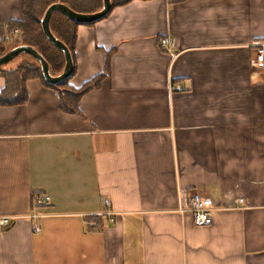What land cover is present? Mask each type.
I'll return each instance as SVG.
<instances>
[{
    "label": "crops",
    "instance_id": "1",
    "mask_svg": "<svg viewBox=\"0 0 264 264\" xmlns=\"http://www.w3.org/2000/svg\"><path fill=\"white\" fill-rule=\"evenodd\" d=\"M22 17L0 0L1 26ZM262 42L264 0H133L80 26L70 85L105 78L81 115L39 79L0 106V264H264ZM193 193L245 205L198 227Z\"/></svg>",
    "mask_w": 264,
    "mask_h": 264
},
{
    "label": "trees",
    "instance_id": "2",
    "mask_svg": "<svg viewBox=\"0 0 264 264\" xmlns=\"http://www.w3.org/2000/svg\"><path fill=\"white\" fill-rule=\"evenodd\" d=\"M131 1L133 0H111V11ZM185 1L187 0H171V3L178 4ZM53 4L65 5L80 14H95L103 8V0H22V20L11 21L7 26L0 25V57L19 46H30L48 63L49 72L53 77L61 75L66 65L64 53L47 40L41 24L46 10ZM95 24H78L58 11L53 12L50 18V29L55 38L61 41L72 55L74 64L72 76L57 85H50L42 77L39 61L28 54H22L29 58L23 59L16 68L4 69L3 66L0 68V77L5 81V86L0 92V106H18L27 103L29 99L27 82L39 79L47 88L59 93L60 109L63 112L81 115L79 109L81 99L91 91L100 88L105 79L104 75L100 74L83 83L80 88L70 85L76 73L75 51L78 28L80 26L92 27ZM15 29L20 30V40L5 42L4 36Z\"/></svg>",
    "mask_w": 264,
    "mask_h": 264
},
{
    "label": "water",
    "instance_id": "3",
    "mask_svg": "<svg viewBox=\"0 0 264 264\" xmlns=\"http://www.w3.org/2000/svg\"><path fill=\"white\" fill-rule=\"evenodd\" d=\"M111 9H112L111 0H103L102 10L95 14L76 13L72 11L71 9H69L67 6L62 5V4H53L46 10L45 15L41 22L42 31L45 37L47 38V40L53 46H55L57 49H59L60 51L64 53L66 65L61 75L53 77L49 72L48 63L35 49H33L30 46H19L11 50L4 56L0 57V68L4 64L14 59L15 57L19 56L20 54H28L39 61L40 66H41L42 77L48 84L57 85L67 80L73 74V70H74L73 59H72V55L70 51L68 50V48L61 41L57 40L51 32L50 18H51L52 13L55 11H58L62 13L66 18H68L69 20L73 22H76L78 24L87 25V24L97 23L103 20L109 14Z\"/></svg>",
    "mask_w": 264,
    "mask_h": 264
},
{
    "label": "built area",
    "instance_id": "4",
    "mask_svg": "<svg viewBox=\"0 0 264 264\" xmlns=\"http://www.w3.org/2000/svg\"><path fill=\"white\" fill-rule=\"evenodd\" d=\"M20 37V30L15 29L11 31L9 34L4 36V41L7 43L13 42ZM161 46L168 48L171 45L169 39H163L160 42ZM256 61L259 65H264V42L258 44L256 46ZM178 90H181V86L177 87ZM49 202V197L45 195H37L34 200L35 208H39L43 206V204H47ZM245 200L243 198H236L234 200L233 206L229 208L239 209L244 207ZM224 206L219 205L213 199L204 197L201 193H193L191 197L183 202L181 208H179L180 213H189L192 215L194 219V223L198 227L209 226L213 222V215L215 212L220 210L229 209ZM39 215H32L30 218L35 219L38 218ZM11 225L10 218L3 217L0 218V230H4L5 228Z\"/></svg>",
    "mask_w": 264,
    "mask_h": 264
},
{
    "label": "rangeland",
    "instance_id": "5",
    "mask_svg": "<svg viewBox=\"0 0 264 264\" xmlns=\"http://www.w3.org/2000/svg\"><path fill=\"white\" fill-rule=\"evenodd\" d=\"M19 39V38H18ZM17 39V40H18ZM20 40V39H19ZM16 41V40H15ZM29 58L27 55H22L20 54L19 56L15 57L14 59H12L11 61H9L8 63L3 65L4 69H12V68H16L17 65L23 60Z\"/></svg>",
    "mask_w": 264,
    "mask_h": 264
}]
</instances>
